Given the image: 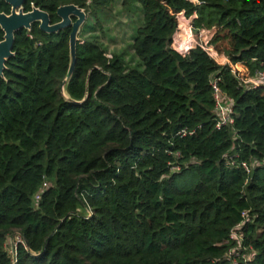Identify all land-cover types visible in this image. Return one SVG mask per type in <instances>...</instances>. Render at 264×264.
Returning <instances> with one entry per match:
<instances>
[{"label":"trees","instance_id":"obj_1","mask_svg":"<svg viewBox=\"0 0 264 264\" xmlns=\"http://www.w3.org/2000/svg\"><path fill=\"white\" fill-rule=\"evenodd\" d=\"M116 1L26 0L52 24L86 11L68 86L86 101L62 93L72 29L19 31L0 76V264L18 236V264H264V86L246 84L264 0H121L143 14L132 61L88 24Z\"/></svg>","mask_w":264,"mask_h":264},{"label":"water","instance_id":"obj_2","mask_svg":"<svg viewBox=\"0 0 264 264\" xmlns=\"http://www.w3.org/2000/svg\"><path fill=\"white\" fill-rule=\"evenodd\" d=\"M11 7V13H0V28L4 32V40L0 42V76H4L7 62L15 56L14 44L16 34L21 30L31 31L34 24L38 23L40 29L48 34H57L66 29H72L70 35V65L69 71L62 87L64 98L71 103L82 104L73 100L68 93V86L72 80L77 63V45L83 26L87 23L88 15L84 9L75 5L60 7L57 15L59 23L52 24L50 15L35 6L25 12L26 0H2ZM75 19V21H74ZM87 98V96H86Z\"/></svg>","mask_w":264,"mask_h":264},{"label":"rangeland","instance_id":"obj_3","mask_svg":"<svg viewBox=\"0 0 264 264\" xmlns=\"http://www.w3.org/2000/svg\"><path fill=\"white\" fill-rule=\"evenodd\" d=\"M90 16L89 25L94 23L100 25L92 36L97 37L98 41L107 49L109 57L115 53L125 54L132 61L134 58L131 48L132 39L137 29L143 24L141 7L137 5L131 10H124L121 0H117L109 13H98L99 21H96L92 15ZM90 37V35L84 36V38ZM221 37L224 38V34ZM222 44H225L224 40H222ZM136 61L139 62L137 58Z\"/></svg>","mask_w":264,"mask_h":264},{"label":"built area","instance_id":"obj_4","mask_svg":"<svg viewBox=\"0 0 264 264\" xmlns=\"http://www.w3.org/2000/svg\"><path fill=\"white\" fill-rule=\"evenodd\" d=\"M233 74H236V71H233ZM251 88H258L264 86V72H260L257 74L255 78L246 83ZM212 87L215 93V102H216V114L218 119V128L225 127L229 125H233L234 116L231 101L228 99H224L221 90L219 88V80L214 79L212 82ZM246 167V165H244ZM247 168V167H246ZM48 185L45 184L43 188H47ZM237 235L236 233L233 236ZM26 246L22 237H16L9 244V251L12 258V264H18V247Z\"/></svg>","mask_w":264,"mask_h":264},{"label":"flooded vegetation","instance_id":"obj_5","mask_svg":"<svg viewBox=\"0 0 264 264\" xmlns=\"http://www.w3.org/2000/svg\"><path fill=\"white\" fill-rule=\"evenodd\" d=\"M33 6H34V5H33ZM33 6H32V7H33ZM74 21H75V19H74ZM70 29H71V28H70Z\"/></svg>","mask_w":264,"mask_h":264}]
</instances>
